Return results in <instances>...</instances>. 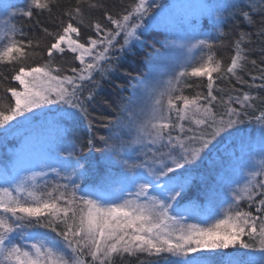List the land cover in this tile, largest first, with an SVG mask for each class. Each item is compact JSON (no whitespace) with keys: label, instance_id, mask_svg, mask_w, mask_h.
Instances as JSON below:
<instances>
[{"label":"snow or ice","instance_id":"6c2138e0","mask_svg":"<svg viewBox=\"0 0 264 264\" xmlns=\"http://www.w3.org/2000/svg\"><path fill=\"white\" fill-rule=\"evenodd\" d=\"M80 2L81 0H77V4ZM55 6L56 0H30L26 9L12 12L11 16L31 18L33 10L51 15ZM14 7L12 3H2L0 11L7 13L8 9ZM153 7L161 8V13L152 15L151 21L146 23V17L151 15ZM220 9L230 11L225 5H216L208 7L207 12L211 16L219 13ZM162 12V6L156 4L155 0L151 3L149 0H135L117 18H113L111 14L106 16L111 28L89 20L88 26L95 29L96 38L82 33L81 26L85 20L80 7L64 13L68 21L57 33L44 28L43 31L52 35L54 40L46 49L48 59L35 66H22L12 76L18 86L5 89L14 100V106L0 111V137L6 139L19 134L21 129L30 127L37 116L43 115L42 110L47 106H60L63 109L61 118L71 121L73 125L78 118L88 119V106L92 103L113 107V102L106 98L97 100L96 91L89 89L86 82L94 83L96 74L103 77L113 71L111 64L113 59H119L117 53H124L126 46L141 39L143 31L159 23L158 18ZM240 14L243 20L254 23L253 14L264 16V0H259L258 4L255 0H249L248 10L241 9ZM216 20L222 22L223 17L217 14ZM195 23L193 20V24ZM8 31L9 42L0 50V61L12 62L29 55L26 49L31 47L32 42L25 44L15 39V25ZM245 35L240 33L235 41V54L223 69L225 74L236 77L237 83L241 84L246 83L238 75L244 68L242 62L247 60L242 47ZM257 35L264 36V20L261 21ZM119 38L123 39L122 44ZM251 43L249 38L247 44ZM192 47L211 49L213 45L206 40H199ZM66 51L76 54L75 59L80 66L72 67L69 70L71 75L61 76V69L53 67V62L57 59L56 54L62 56ZM251 63L255 65L256 61L251 60ZM260 71L261 75L251 76L253 81H264V69ZM221 72V63L209 54L206 62L192 66L190 72H180L175 82L169 81L167 91L160 93V98L155 101L156 107L151 119L138 129L134 140L125 143L121 139L119 143L108 144L107 139L100 137L107 151L112 154L105 157L100 182L102 185H123L121 191L126 192V196L122 195L117 200H103L91 189L81 188L77 180L84 175L80 171L84 164L79 158L75 161H59L62 169L72 170L62 177L67 183L56 184L45 193L37 194L27 189L23 180L14 190L0 187V214H3L0 215V264H69L66 259L69 252L72 264H89L86 257L91 258L90 264H111L115 255L124 253H147L149 256L166 253L179 258L170 260L167 264H210L208 254L216 253L217 250H228L237 245L242 249L255 250L254 244L246 242L245 237L249 241L259 240V251L262 255L245 259L241 253L229 254L225 251L222 264H264V179H254L256 176L264 177V168L250 170L251 178L244 194L234 191L232 203L225 210V214L215 219L211 226L202 227L198 223H188L189 210L180 208L187 193L196 186L201 166L205 161L215 163L213 157L220 156L225 140L237 138L241 152L245 148L249 153L252 151V140L241 136V125L245 123L244 117L248 116L247 109L254 107L250 101L256 97L247 93L242 97L229 96L227 101H220L226 106V110L220 114L214 112L212 104L217 101V96L213 94V74ZM187 75L207 78L206 96L197 94L190 98L182 93L173 95L180 92L177 85L180 84V78ZM255 86L264 88V82ZM165 95L166 108L163 104ZM201 100L206 103L202 104ZM233 103L238 104L239 108L233 107ZM132 104L133 99L130 98L128 105ZM121 111H131V108L122 107ZM172 113H175L179 123L173 122ZM253 119L259 126V149L264 154V111ZM186 120L200 127L195 130L191 127L185 128L183 121ZM248 123L252 121L249 120ZM103 126L109 133L116 132L123 136V122L120 119L108 120ZM91 127L89 123L90 131ZM176 128L180 130L179 136L172 135V130ZM57 131L56 150L63 151V134L67 130L57 125ZM144 138L147 145L153 147L144 146ZM108 139H113L111 134ZM137 145L141 147H136ZM84 147L92 153L95 147L93 138H88ZM71 148L69 157L76 154V141L71 143ZM127 148H133L134 152H125ZM83 150L80 148V152ZM134 155L143 158L137 159ZM237 162H242L239 157ZM113 168L119 169L118 175H112ZM52 171L56 176L61 175L60 169L52 168ZM39 175L46 176L48 173L41 172ZM24 193H27L30 200L22 198ZM257 196L262 198L257 200ZM245 199L249 208L255 207L256 214L240 209V202ZM9 218L15 222L26 220L27 223L14 224ZM33 220L36 227L46 228L55 235L47 237L30 233L25 237L21 232V241L28 239L32 242L27 245L18 243L14 234L18 229L32 226ZM60 224L63 228H58ZM57 237L60 239H56Z\"/></svg>","mask_w":264,"mask_h":264},{"label":"trees","instance_id":"16d2710c","mask_svg":"<svg viewBox=\"0 0 264 264\" xmlns=\"http://www.w3.org/2000/svg\"><path fill=\"white\" fill-rule=\"evenodd\" d=\"M10 1V3L15 5L14 8L23 7L30 3V0ZM212 1H216L217 5H225L230 9V11H225L224 9L219 10L218 14L223 17V21H217L216 23V38L211 48L214 59L219 61L222 66L221 73L213 74L215 79L213 94L217 96V101L212 104V109L217 114L223 113L226 110V106L220 103V101H227L229 96L239 95L242 97L247 93L252 97H256L255 100L250 101L254 107L247 109L248 116L244 117L245 123L241 125L243 129L241 132L242 135L244 132L258 130L259 126L253 117L259 116L261 112L264 111V88L255 86L264 81H253L251 79L252 75H261L260 70L264 69V51H262L264 50V36L257 35L261 21L264 20V16L253 14L254 23L250 24L243 20L240 14L241 9L248 10L249 0ZM134 2L135 0H81V2L77 4V0H56V6L53 7L51 15H49L48 12L40 13L38 10H33L34 14L31 18L24 16L18 17L16 26L23 35L19 33L16 39L23 41L25 44H27L28 41L32 43L31 47L26 49V52L29 53L26 57L18 58L12 62H8L7 60L0 61V111H6L10 106H14V100L5 89L18 86V82L12 79L15 72L22 66H35L44 63L48 59L46 49L54 40L52 35H48L43 31L44 28H47L49 32L54 34L57 33L62 28L63 24H66L68 21L64 13L74 10L76 7H80L84 13L85 20L84 25L81 26L82 33L85 36L91 34L92 38H96L95 29L88 26L89 20L92 23L99 22L103 27L111 28L106 16L111 14L113 18H117ZM255 2L258 4L259 0H255ZM92 5L96 7L93 8L91 7ZM217 29H219V31ZM241 32L246 34L245 43L242 44V47L245 49L247 60L242 62L244 68L238 72V75L246 81L244 84L237 83L236 77L231 76V74H225L223 71L230 63L231 57L235 54V41L239 38ZM144 36V40L138 44H134L131 50L125 51L124 53H117L119 59H113L111 64L112 69H114L113 71L105 74L103 77L100 74H96L94 83L86 82L89 89L96 91L97 100L106 98L113 102V107L92 103L88 106V119L84 120L78 118L75 125H73L71 121L61 118L60 114L63 111L61 107L51 114L52 117L54 116L55 122L59 123L62 125L63 129L67 130L65 134V137L68 139L67 142H65L67 146L72 150L71 143L73 141L77 142L76 154L69 158L72 161L79 158L84 164L83 170L91 174V178L86 180L82 184V187L91 189L99 196H101L103 192H110L108 187L102 186L100 175L103 173L105 157L112 155L107 151L104 141L101 140L100 137L107 139L108 144L119 143L122 139L116 132L109 133V130L103 125L106 124L108 120L120 119L123 121L124 111H121V109L127 106L135 82L149 71L152 55L162 50L166 44V35L163 31L155 30L154 34H145ZM249 38L252 41L250 45L247 44ZM56 56L57 59L54 60L53 67L61 69V76L71 75L69 70L72 67L80 66L79 61L75 59V53L66 51L62 56L61 54H56ZM251 60H255L256 64L253 65ZM207 83L206 77H190L187 79L182 89V94L190 98L195 97L197 94L206 96L208 92ZM188 85H190V87ZM249 85L253 86L249 87ZM84 94L87 95V92ZM200 102L202 104L206 103L203 100ZM232 106L239 108V105L235 103H233ZM46 117L42 118L41 121L51 125L47 119L52 117ZM249 120H251L252 123H248ZM174 122L179 123L175 118ZM89 123H91L92 126L91 131L89 130ZM183 123L185 128L191 127L195 130L200 127L192 121L186 120L183 121ZM33 126L32 124L30 127L22 130L24 131V136L33 133L35 130ZM110 134L113 139H108ZM172 135L179 136V128L173 129ZM90 137L93 138L95 146L92 153H89L87 148L84 147L87 139ZM20 139L21 136L19 135L8 136L6 139L0 137V170H10V166L13 164V159L16 156L14 151L17 150ZM236 141H238L237 138L225 140L224 144L221 146L220 156L213 157L215 163L205 161L201 166L199 179L195 182L196 186L190 189L185 199L180 204L181 209L189 210V215L194 211L199 216L197 218L203 221L215 214V204H212L211 207L207 200V187L212 188L215 183H219L223 188V183L218 182L216 179L218 178L217 174L221 172L224 174V172H226L224 168L225 162L229 160L230 157L234 158L239 155L245 157V154L241 155L240 150L236 149ZM80 148L84 149L83 152H80ZM61 152L59 154L60 156L65 154L63 151ZM113 159H118V157H113ZM118 171V168L111 169L112 174L118 173ZM220 196L222 197L219 198L220 200L225 199L224 191ZM261 198L262 197H259V199ZM253 208L255 207L249 208L248 204L245 207L247 211L256 214ZM189 217L190 216H188V218ZM20 223H27V221H21ZM58 228H63V225H58ZM26 229L32 234H40L47 237H53L55 235L46 228L36 227L34 220L32 226L26 227L25 230ZM56 239L59 240L60 238L57 237ZM244 239L246 242L253 243L255 250L242 249L237 245L235 248L217 252L212 259H210V264H222V261L225 259V251L229 254L241 253L243 254L242 258L245 259L249 256L259 257L262 255L259 251V240L249 241L247 237ZM86 259L90 264V258L86 257ZM170 260H177V257H171L166 253L160 256H149L147 253H135L133 255L124 253L115 255L112 258L111 264H167Z\"/></svg>","mask_w":264,"mask_h":264},{"label":"rangeland","instance_id":"374dc122","mask_svg":"<svg viewBox=\"0 0 264 264\" xmlns=\"http://www.w3.org/2000/svg\"><path fill=\"white\" fill-rule=\"evenodd\" d=\"M151 2L152 0H149V3ZM2 3H10V1L0 0V4ZM155 3L161 5L163 9L161 17L158 18L160 22L148 28L147 31H143L141 39L138 41L134 40L132 44L126 46L125 49V51L131 50L134 44H138L144 40L145 34H154L155 30L163 31L166 35V44L164 48L152 55L149 71L135 82L132 89L130 98L133 99V104L128 105L127 103L126 106L130 107L131 111H124L122 121L123 136L121 138L125 143L134 140L138 135V129L146 125L151 119L153 109L156 107L155 101L160 98V93L167 91L169 88V81L175 82L180 72H190L192 66H199L202 62L207 61L209 54L213 55L211 49L207 47L193 48L192 45L197 44L199 40H206L211 44L214 42L216 38V15L218 13H213L210 16L207 12V8L216 6V1L155 0ZM27 7L28 6L10 8L7 13L0 11V50H2L4 45L9 42L10 34L8 30L12 25H15L17 29L16 36L20 33L19 28L16 26V22L18 17L21 16H11V13L23 11ZM157 13H161V8L153 7L151 9V15L146 17V23L151 21L152 15H156ZM193 20L196 21L195 24H193ZM119 39L120 44H122L123 39ZM118 47L119 44L117 45V48ZM190 77L192 76L187 75L180 78V84L177 85L180 92L173 93V95L182 93V89L185 86L187 79ZM166 103L167 96L165 95L163 98L165 108ZM59 107L60 106L52 105L43 109V115L37 116L32 123L35 128L33 133L24 136V131L22 130L25 128H23L19 134H17L21 136L18 149L16 150L18 154L14 160L17 178L16 180H12L7 170H0V187H10V189L14 190L15 186L23 180L26 182L25 187L27 189L40 194L51 190L56 184L67 183V181L62 179V177L67 175L72 170L62 169L59 161L70 159L68 153L72 150L65 143L68 139L65 137V134H63L62 143L64 148L63 152L65 154L62 156L59 155L61 151H57L55 145V141L58 136L57 125H59V128L61 129H63V127L59 123L55 122L56 120L53 118L54 116H51L52 112L58 110ZM46 116L49 118L52 117L47 119L52 126L49 123L41 121V119ZM174 118L176 119L175 113H172L173 122ZM148 130L150 131V128ZM0 131H2V129H0ZM241 136L252 140L251 153H249L247 148H245L244 152H241L240 141L238 139V141H236V149L240 150L241 155L245 154V157L240 155L234 158L230 157V159L225 162L224 168L226 172H224V174H222L223 172L217 174L218 178L216 179L218 182L223 183V188L219 183H215L212 188L207 187L208 193H211V195L207 194V200L211 207L212 204H215V214L201 221L197 218L199 216L192 211V214L188 215L190 216L187 219L188 223H198L202 227L211 226V224L215 222V219L220 218L225 214V210L228 209L229 204L232 203V194L234 191L240 193L241 195L244 194L245 188L251 178L250 170H259L264 168V154H261L259 149L258 130L244 132ZM144 139V146L148 148L153 147L152 145H147L146 138ZM136 147L141 146L137 145ZM124 151L134 152V149L127 148ZM237 157L240 158L242 161L241 163L237 162ZM125 158L127 157L125 156ZM134 158L142 159L143 157L134 155ZM52 168L60 169L61 175L56 176V174L52 171ZM80 171L84 172V175L79 177L77 183L81 185V188H84L82 187V184L91 178V174L83 170V168H80ZM41 172H47L48 175L40 176L39 173ZM117 174L118 173H114L112 175L116 176ZM32 177H35V179H31ZM254 179L259 181L260 179H264V177L256 176ZM102 186L108 187L110 190L108 193H104L102 190L103 193H101V197L103 200H117L120 196L127 195V193H123L121 191L122 185L119 183H107ZM223 191L225 193V199L220 200L219 198H222L220 194ZM13 194L15 195L14 191ZM77 194H80L79 191ZM259 197L260 196H257L256 199L259 200ZM22 198L30 200V198L27 197V193H24ZM247 204L248 202L246 199L241 200L239 205L240 209L246 210L245 207ZM232 211H235V209H232ZM10 222L14 224L20 223L12 221L11 219ZM21 232L25 235V237L31 233L29 230H25V228L18 229L17 233L14 234L16 241L23 245L30 244L32 241L28 239L23 241L20 240ZM221 251L223 250H217V252ZM216 253H209V258L212 259ZM66 259H68L69 264H72L70 252L66 256Z\"/></svg>","mask_w":264,"mask_h":264},{"label":"bare ground","instance_id":"6f19581e","mask_svg":"<svg viewBox=\"0 0 264 264\" xmlns=\"http://www.w3.org/2000/svg\"><path fill=\"white\" fill-rule=\"evenodd\" d=\"M28 6V5H27ZM145 34V33H144ZM150 64H151V61H150Z\"/></svg>","mask_w":264,"mask_h":264}]
</instances>
